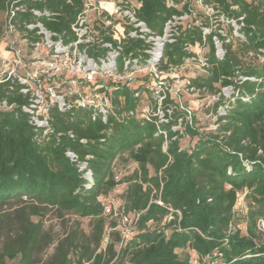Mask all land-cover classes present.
<instances>
[{
    "label": "trees",
    "instance_id": "16d2710c",
    "mask_svg": "<svg viewBox=\"0 0 264 264\" xmlns=\"http://www.w3.org/2000/svg\"><path fill=\"white\" fill-rule=\"evenodd\" d=\"M23 1L53 14L19 12L13 22L39 20L65 41L71 38L70 23L81 0ZM139 1L137 16L158 34L172 15L189 10L188 3L177 7L166 0ZM202 1L240 24L244 40L234 36L225 42L217 29L203 35L201 26L209 24L201 21L185 29L178 26L174 41L163 47L159 70L193 56L185 44L206 45L205 73L191 78L188 86L213 95L227 85L238 90L214 130L200 132L187 120L182 122L186 134L197 136L190 149L180 147L179 132L172 128L183 112L176 104L170 108L168 91L161 102L164 109L170 108L166 122L159 123L155 115L149 120L138 117L139 97L134 92L139 89L118 84L111 91L112 107L105 120L93 117L89 108L63 112L54 106L49 110L51 131L43 134L22 111L27 97L18 86L10 89L9 81L0 83V101L7 104L0 106V264L14 259L18 264H189L191 255L202 258L214 252L220 253L214 257L216 264H264V232L257 226L259 219L264 222V60L257 56L264 55V0ZM8 2L0 0L1 14ZM4 25L3 18L0 40ZM28 34L32 40L39 38ZM214 35L222 40L220 58ZM142 48L141 40L128 39L123 45L124 53ZM87 52L96 54L94 47ZM240 75L248 78L240 80ZM222 102L223 96L213 102L214 111ZM67 150L86 161L91 181L66 156ZM123 154L137 167L117 179L113 165ZM123 181L122 213L140 214L131 239L120 246L118 221L105 215L103 206L104 195ZM239 192L246 200L243 231L234 210ZM50 209L59 216L87 218L90 231L86 234L80 221L72 220L71 229L42 259L53 240L41 220Z\"/></svg>",
    "mask_w": 264,
    "mask_h": 264
},
{
    "label": "built area",
    "instance_id": "2783aa9c",
    "mask_svg": "<svg viewBox=\"0 0 264 264\" xmlns=\"http://www.w3.org/2000/svg\"><path fill=\"white\" fill-rule=\"evenodd\" d=\"M172 1L166 0L167 5L176 6ZM67 2L71 3V0ZM140 5L139 0H81L79 11L70 23L71 38L65 41L61 35L46 29L39 20L24 21L20 24L13 22L19 12L29 11L36 17L50 16L52 12L29 7L23 0H9L4 11L2 39L5 48L4 52L0 51V83L9 81L10 89L18 86V91L27 97V102L21 105V109L27 113L29 123L34 128L40 129L43 134L51 131L49 110L54 106L63 112L89 108L93 117L100 115L105 120L112 107L111 91L121 84V79L124 81L122 84H126L132 74L138 71L141 63L149 65L153 75L164 71L158 69L163 58V47L166 42L174 41L179 33L178 26L185 29L192 24L201 25L193 22L182 25V20L189 15L188 11H183L172 15L158 34L137 16L136 11ZM228 20V26L233 29L236 37L244 40L243 35L238 32L240 24L234 19ZM203 27L205 26H201L203 35L210 32ZM216 31L225 38V42L234 37L232 32L227 35L220 29ZM28 33L39 38L32 40ZM128 39L141 40V52L124 53L123 45ZM213 42L216 56L222 57V40L214 35ZM192 46L185 44L184 47L192 51ZM90 47H94L95 55L88 54L87 49ZM257 56L260 61L264 60L263 54L258 53ZM206 60L205 57L199 61L204 71ZM119 61L121 67L118 65ZM247 78L239 76L240 80ZM107 79L113 82L106 83ZM237 94L238 90L234 91L231 85L222 87L216 93V99L223 96V102L215 111L217 117L226 114L229 101H233ZM134 95L139 97L138 91L134 92ZM159 96V103L158 98H155V111L148 105L143 106L139 111L136 110L138 117L149 120L155 115L159 123L166 122L168 118L165 111L170 113V109L160 107L165 92H160ZM0 106H7L5 100L0 101ZM218 124L215 121L214 128ZM161 131L165 133L164 130ZM65 154L71 161L76 162L78 170L83 171V176L91 181V171L87 168L86 161L78 160L76 153L71 150H67ZM85 157L89 158L90 155ZM155 202L162 204L159 199ZM122 209L121 204L115 205L109 200L103 206V213L116 217L118 221L116 229L121 237L120 246L131 239L140 214H123ZM175 211L180 216V212ZM257 226L264 232V222L261 219L257 221ZM217 254L220 255L219 252H214L213 255H205L202 258L191 255L189 264H216L214 257Z\"/></svg>",
    "mask_w": 264,
    "mask_h": 264
},
{
    "label": "rangeland",
    "instance_id": "374dc122",
    "mask_svg": "<svg viewBox=\"0 0 264 264\" xmlns=\"http://www.w3.org/2000/svg\"><path fill=\"white\" fill-rule=\"evenodd\" d=\"M169 1L171 2L172 0ZM184 3H188L189 5V10H187L189 15L186 19L182 20V25L192 22L200 24L201 21H206L209 25L203 28L207 31L211 29H220L223 34L230 35L232 32V34L236 36L233 33V29H230L228 26V21L230 20L226 19L222 13L217 12L212 4L204 3L202 0H178L175 4L177 7H181ZM3 18L4 14L0 13V21H3ZM191 50L195 53L194 56L186 58L181 65L168 68L156 75L152 74L153 72H151L152 70L149 65L141 63L138 66V71H135L132 74V78L126 81V84L131 89H139V104L136 107L138 111L146 105H148L152 111H155L151 96L156 99L158 98L159 103L160 92L164 91L167 94L168 91L169 97L173 101L170 108H173L174 104H176L178 105L179 111L183 112L182 116L178 118L177 124L173 125V129L178 130L180 135L179 145L184 149H190L197 140V136L190 137L184 132V125L182 124L184 120H187L188 123H192L200 132H206L215 129L213 125L217 119L216 112L212 107L213 102L216 100V94H210L206 89H195L192 86H188L191 78L205 73L199 61L201 58L206 57L208 47L206 45L195 44L191 47ZM110 81L112 80L107 79L106 83ZM120 82L121 84L124 83L123 79H121ZM160 107H163L162 103ZM191 120L192 122H190ZM136 167V162L132 161L126 154H123L114 161L113 170L115 177L117 179H122L134 171ZM125 186L126 182L124 181L117 184L104 195V200L112 201L115 205L121 204V193L125 189ZM245 207L246 200L244 199V193L239 192L234 210L235 219L238 222L237 227L242 229V231L244 230V224L241 219L244 215ZM74 219L80 221L81 228L86 234L90 231L87 218H78L73 213L59 216L55 210H47L41 220L44 230L50 233L53 240L42 252V259L47 258L53 252L57 239L71 229V222H73L72 220ZM7 264H18V262L14 259L8 261Z\"/></svg>",
    "mask_w": 264,
    "mask_h": 264
},
{
    "label": "crops",
    "instance_id": "0c3cea01",
    "mask_svg": "<svg viewBox=\"0 0 264 264\" xmlns=\"http://www.w3.org/2000/svg\"><path fill=\"white\" fill-rule=\"evenodd\" d=\"M4 48H5V42L2 40H0V51L4 52Z\"/></svg>",
    "mask_w": 264,
    "mask_h": 264
}]
</instances>
